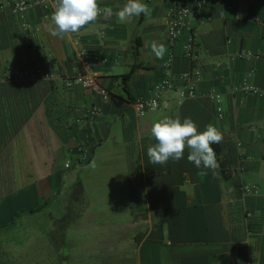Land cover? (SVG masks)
<instances>
[{"label":"crops","instance_id":"1","mask_svg":"<svg viewBox=\"0 0 264 264\" xmlns=\"http://www.w3.org/2000/svg\"><path fill=\"white\" fill-rule=\"evenodd\" d=\"M10 2L0 0V222L63 193L74 206L85 188L71 171L79 164L84 179L103 190V213L113 220L101 224L102 251L91 250V240L81 247L57 221L52 240L65 249V263L107 264L105 255L120 252L133 255V264H264V57L255 56L264 51V0H142L150 17L121 23L101 14L64 39L47 30L53 9L33 4L15 12ZM126 2L98 0L114 13ZM181 4L190 9L186 27L170 40L168 15ZM189 35L194 58L185 49ZM152 41L166 46L162 59ZM191 69L200 71L193 96L166 90V107L135 111L133 100L165 78L182 86ZM85 71L96 74L106 97L77 83L64 86ZM244 82L261 91H243ZM165 117L223 133L215 174L190 163L187 149L178 162H149L151 126ZM84 145L86 160L78 152ZM202 170L207 176L197 174ZM245 183L260 195L243 191ZM82 211V224L95 221L94 211ZM114 239L119 248L106 250Z\"/></svg>","mask_w":264,"mask_h":264},{"label":"rangeland","instance_id":"2","mask_svg":"<svg viewBox=\"0 0 264 264\" xmlns=\"http://www.w3.org/2000/svg\"><path fill=\"white\" fill-rule=\"evenodd\" d=\"M71 171L75 174V180L79 177L85 182V188L82 191L80 189L77 194L76 190L74 191L78 200L73 202L74 206L67 205L63 193L43 204L35 212H23V209H19L16 211L18 213L11 216V219L0 222V264H67L63 261L65 249L56 246L57 242L52 240V236L57 233L59 228L57 221H61V225L65 226L66 235L72 234L74 238H78L77 243H81V247L85 241L91 240L96 243L93 248H90L91 250L102 251L105 249L100 246L103 243L101 236L105 230L101 224L104 225L105 219L113 220V218L108 213H103V208H107L101 204L104 202L103 190L96 183L92 184L93 180L84 179L79 164L71 166ZM85 198V205H83L82 202ZM82 210L94 211L95 221L82 224ZM80 223L82 227H77ZM117 242L119 241L114 239L108 243L106 250L107 248L115 249ZM105 259L107 264L134 263V257L129 253H111L105 255ZM93 262L91 261L89 264H93Z\"/></svg>","mask_w":264,"mask_h":264},{"label":"clouds","instance_id":"3","mask_svg":"<svg viewBox=\"0 0 264 264\" xmlns=\"http://www.w3.org/2000/svg\"><path fill=\"white\" fill-rule=\"evenodd\" d=\"M151 8L142 0H127L126 4L115 13L110 7L100 8L98 0H56L51 16V24L47 26L49 34L64 39L69 34L79 33L85 26L97 21L101 14L105 19L115 15L119 22H131L132 18L141 14L150 17ZM151 50L162 59L167 51L164 44L152 41ZM155 139L154 145L147 148V156L151 164L166 165L169 160L178 162L184 158L188 150L187 160L197 169H210L215 174L219 168L213 144L223 140V133L214 125L208 124L203 131H198L191 118L183 121L176 118H162L154 122L150 129ZM207 176V171L197 173ZM256 195H260L257 191Z\"/></svg>","mask_w":264,"mask_h":264},{"label":"built area","instance_id":"4","mask_svg":"<svg viewBox=\"0 0 264 264\" xmlns=\"http://www.w3.org/2000/svg\"><path fill=\"white\" fill-rule=\"evenodd\" d=\"M56 0H11L10 7L12 11L15 12H22L24 11L28 6L33 4H41L45 5L47 7H50L54 11V5ZM197 3H202L204 0H196ZM189 7L187 5L181 4L175 7L174 10L171 9L168 15L167 19V32L170 40L175 39L183 30L184 27H186V19L189 14ZM186 53L189 57L194 58L197 56V49L196 45L193 40V36L189 35L186 39L185 44ZM251 54V53H249ZM255 56H262L264 57V51L261 53L255 54ZM172 55L170 54L168 57V62L171 61ZM17 75V73H15ZM6 76H11L10 71L6 72ZM43 76V75H41ZM200 76V71L198 69H191L190 71L182 74V79L184 81V84L182 86H175L174 82L170 78H165L158 82L151 93V95L147 97H138L135 100L132 101V105L135 109V111L139 115H143L148 110H155L162 107L167 106V100L165 97L162 96V93L166 90H175L177 93V96L179 99L193 96L195 94V86L196 82L195 80ZM80 84L83 87H89L96 89L102 97H106L107 90L100 87L96 81V74L94 72L85 71V72H78L75 75L71 77H66L63 80V84L66 87H69L73 84ZM240 88L243 91L246 92H253L258 93L260 92V88L256 85H250L248 83H241ZM211 95L215 97L217 101L220 100V94L217 92H212ZM217 110L221 111V106L219 105L217 107ZM99 111L98 106H93L90 110V114L96 113ZM80 158L83 160H86L88 156L90 155V149L84 145V147H80L78 150ZM66 167H68L69 162H65L64 164ZM241 189L247 193H256L257 187L254 184L251 183H245L241 186Z\"/></svg>","mask_w":264,"mask_h":264},{"label":"trees","instance_id":"5","mask_svg":"<svg viewBox=\"0 0 264 264\" xmlns=\"http://www.w3.org/2000/svg\"><path fill=\"white\" fill-rule=\"evenodd\" d=\"M213 146V148H214V150H215V153H216V155H217V157H219L220 158V148H219V146H218V144H213L212 145ZM219 164H221L222 165V161L221 160H219ZM39 208L40 207H31V208H29V209H23L22 211L23 212H35V211H37V210H39ZM16 213H18V212H15V214ZM65 258V257H64Z\"/></svg>","mask_w":264,"mask_h":264}]
</instances>
